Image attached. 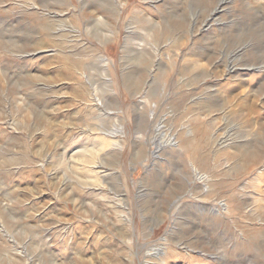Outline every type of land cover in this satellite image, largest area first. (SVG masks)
<instances>
[{"label":"rangeland","instance_id":"374dc122","mask_svg":"<svg viewBox=\"0 0 264 264\" xmlns=\"http://www.w3.org/2000/svg\"><path fill=\"white\" fill-rule=\"evenodd\" d=\"M0 264H264V0H0Z\"/></svg>","mask_w":264,"mask_h":264},{"label":"bare ground","instance_id":"6f19581e","mask_svg":"<svg viewBox=\"0 0 264 264\" xmlns=\"http://www.w3.org/2000/svg\"><path fill=\"white\" fill-rule=\"evenodd\" d=\"M211 15V14H210Z\"/></svg>","mask_w":264,"mask_h":264}]
</instances>
